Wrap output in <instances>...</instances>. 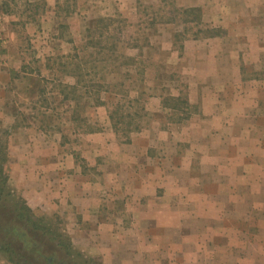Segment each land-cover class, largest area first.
Returning <instances> with one entry per match:
<instances>
[{"label":"rangeland","instance_id":"rangeland-1","mask_svg":"<svg viewBox=\"0 0 264 264\" xmlns=\"http://www.w3.org/2000/svg\"><path fill=\"white\" fill-rule=\"evenodd\" d=\"M0 22L17 64L0 264H264V0H0ZM196 81L216 86L225 122L204 142L185 133L210 111L189 104ZM119 102L136 114L118 127L137 131H113ZM156 127L171 137L129 146ZM130 154L143 185L124 178Z\"/></svg>","mask_w":264,"mask_h":264},{"label":"crops","instance_id":"crops-1","mask_svg":"<svg viewBox=\"0 0 264 264\" xmlns=\"http://www.w3.org/2000/svg\"><path fill=\"white\" fill-rule=\"evenodd\" d=\"M17 72V64L12 58V54L10 52L9 47L6 49V51L3 52L2 55H0V113H3L4 111H8V105L9 101L11 100L12 94H11V83L15 79V75ZM223 76V75H222ZM223 78V77H221ZM220 79V78H219ZM224 81H220V83H223ZM249 82V81H248ZM255 82H250L249 87L255 85ZM263 87H260V92L259 94V102L263 101L264 102V79L262 81ZM188 101L189 104L191 105H197L200 104L202 106L204 105H209L210 111L205 112V111H200V113H195L194 117L190 116L188 118L187 123H186V134L188 136H192L194 140L196 141H201L204 142L205 140L211 138L213 136V132L217 131H222L221 129L225 127V122L223 120V113L221 111V94L217 92V88L215 85L211 84H202L198 81L195 83L188 82ZM236 98V96H235ZM238 105V104H236ZM249 105V104H247ZM236 107L237 112H241ZM250 111H253L251 108H246L242 107V112L244 116L250 115ZM253 113V112H252ZM240 114V113H239ZM191 129V130H190ZM190 132L188 133V131ZM154 134L151 135V133L147 136L144 134L143 135H137L135 138H133L132 142L129 143V146H146V145H151L152 143L158 144L162 139H166L171 137V131L167 132L165 131L164 128L161 127H156L154 130ZM91 139V138H90ZM233 139H236L235 137ZM171 148L172 146L176 145L177 143H172L170 142ZM93 145L91 144V146ZM233 154L239 153L241 151V148L238 146L237 148H233ZM174 150V147H173ZM141 152H144L143 149L141 148ZM194 150L189 152L190 161H192V158L196 156L195 154L193 155ZM219 153V152H218ZM144 155V154H143ZM130 160L127 162V165L129 166H136L134 169H127L124 170V178L127 177V184H134L137 183L139 186L143 185L144 182L140 180V173L138 171L144 170V167H141L139 165L138 159L136 158L135 154H130L129 155ZM171 158H175V163H182L181 158L182 155L178 153H172L171 150L167 154L166 159L163 160H170ZM129 159V158H128ZM184 166L183 169H188V162L187 160L183 161ZM125 165V163H124ZM176 169V171H180L181 173L184 172L182 169V166L179 167V165H173ZM119 176L122 177V171L118 170ZM117 174V173H116ZM179 183L177 180L175 182ZM137 187V190L140 191L139 186L135 185ZM137 191V193H138Z\"/></svg>","mask_w":264,"mask_h":264},{"label":"trees","instance_id":"trees-1","mask_svg":"<svg viewBox=\"0 0 264 264\" xmlns=\"http://www.w3.org/2000/svg\"><path fill=\"white\" fill-rule=\"evenodd\" d=\"M93 47V52H88L91 56H93L94 54H100L101 52L100 51H96V49ZM102 49V48H101ZM95 51V52H94ZM117 51V49L115 48H112V47H108V53H115ZM110 56V55H109ZM133 58L131 57H128V56H125V61L123 64L125 65H130L131 62H133L132 60ZM76 71H79V73H81L80 71H87V74H89L90 72H92V70L88 67H82L81 65H77L75 67ZM97 93H99L102 89V87H108V86H105L104 84L99 85L97 86ZM73 89H76V87H72ZM109 90V88H108ZM106 89V91H108ZM86 92V91H85ZM102 101V100H101ZM129 102H131V100H129ZM101 104L103 103L100 102ZM186 103V102H185ZM126 111V109L123 107V105L121 104V102L117 103L114 107V109L111 111V113L109 114V118L111 120V123H112V127H113V131L117 134L120 130H124L126 131L127 133H130L132 131H137L138 130V127L134 128V130H131L130 128H119V123H121V119L125 118V117H132L134 116L136 113H131V112H128L127 114H124ZM123 117V118H122ZM115 119V120H114ZM119 119V120H118ZM118 120V121H117ZM130 129V130H128ZM125 142H130V135L127 136V138L124 140ZM6 162L5 158H3L2 156L0 157V184L3 185L6 181H7V176H5L4 174V169H3V163ZM3 189H0V191H2ZM2 194V192H0V195ZM29 210V209H28ZM24 217V216H23Z\"/></svg>","mask_w":264,"mask_h":264},{"label":"built area","instance_id":"built-area-1","mask_svg":"<svg viewBox=\"0 0 264 264\" xmlns=\"http://www.w3.org/2000/svg\"><path fill=\"white\" fill-rule=\"evenodd\" d=\"M3 47V35H2V28H1V22H0V49Z\"/></svg>","mask_w":264,"mask_h":264},{"label":"flooded vegetation","instance_id":"flooded-vegetation-1","mask_svg":"<svg viewBox=\"0 0 264 264\" xmlns=\"http://www.w3.org/2000/svg\"><path fill=\"white\" fill-rule=\"evenodd\" d=\"M49 261H52V259H49Z\"/></svg>","mask_w":264,"mask_h":264}]
</instances>
